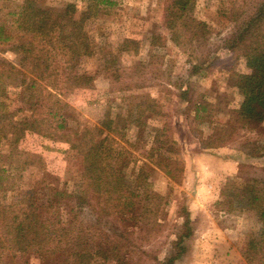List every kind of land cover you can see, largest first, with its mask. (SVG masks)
<instances>
[{"label": "trees", "instance_id": "obj_1", "mask_svg": "<svg viewBox=\"0 0 264 264\" xmlns=\"http://www.w3.org/2000/svg\"><path fill=\"white\" fill-rule=\"evenodd\" d=\"M164 1L163 27L174 45L187 50L195 40L207 41L210 27L194 16L196 0ZM228 2L224 14L234 24L233 32L217 54L220 50L233 52L243 61L245 72L236 74L243 100L233 112V121L227 126L216 124L208 138H201L204 150L225 147L238 129L252 132L264 123V0ZM102 5L115 4L90 0L88 8L79 11L73 3L55 10L43 0H0V194L6 200L13 192L7 181L14 179V173L44 164L41 156L20 149L28 133L66 143L80 161L73 191L62 188L65 183L56 182L44 171L43 179L17 203L0 199V264H32L31 256L40 264H136L140 251L150 257L139 245L143 239L138 240L135 230L144 222L152 226L165 198L154 191L147 167L152 166V172L154 168L163 171L172 180H178L182 172L179 159L171 157L178 150L170 146L166 129L153 128L156 144L162 143V137L167 139L163 147L152 150V161L137 170V159L124 141L128 127H117L109 113L95 126L70 128L71 122L78 123V113L69 103V95L88 90L95 82L96 76L85 69V61L95 56L86 24L99 16ZM150 41L152 47L166 46L158 31ZM119 50L137 53L139 42L126 39ZM10 53L16 61L7 58ZM116 59L104 61V69L111 70L119 82L123 75L116 68ZM197 69L193 66L192 71ZM124 82L125 90L144 88L138 81ZM186 84L170 85L182 90L179 98L187 102ZM152 102L137 104L132 126L144 129L146 119L162 115L158 102ZM165 144L169 157L162 152ZM248 157L261 159L262 169L253 176L229 180L217 205L227 204L229 212L238 208L258 215L261 227L249 239L243 256L248 264H264V150ZM240 170L245 171L243 166ZM87 210L88 220L82 219ZM184 213V231L173 241L172 254L163 260L155 258V264H176L187 253L191 217L188 211Z\"/></svg>", "mask_w": 264, "mask_h": 264}, {"label": "rangeland", "instance_id": "obj_2", "mask_svg": "<svg viewBox=\"0 0 264 264\" xmlns=\"http://www.w3.org/2000/svg\"><path fill=\"white\" fill-rule=\"evenodd\" d=\"M109 1L115 5H102L99 16L86 24L95 56L85 61V69L96 77L90 89L69 95L68 101L78 113V123L71 122L70 128L76 130L79 124L95 126L109 113L112 118L115 117L117 127L122 130L123 125L128 127L124 141L131 146L126 148L137 159V170L144 163H149L152 150L163 147L162 143L167 137L170 146L174 145L178 152L172 156L168 154L167 144L162 152L179 159L182 167L178 180L170 179L159 169L154 168L152 172V166L147 167L154 191L165 199L157 222L152 220V226L151 222H144L139 230H135L138 240L143 239L138 241L139 245L150 255L145 256L140 251L135 263L139 264L137 261L142 259V264L144 261L155 264V258L163 260L170 256L173 241L184 231L183 215L188 211L191 217V236L185 243L188 250L176 264H248L243 253L249 239L261 227L258 215L238 208L229 212L227 204L218 206L217 203L222 200L221 193L229 180L246 178L262 169L261 159L248 155L259 156L264 150V123L252 132L238 129L233 141L222 148L204 150L201 142L202 137L206 139L211 135V128L216 124L227 126L229 120L233 121V112L243 100L237 88L236 76L245 72L243 61L233 52L220 50L217 54L219 46L233 32L234 24L224 14L229 0H196L194 16L207 22L210 33L206 42L195 40L187 50L174 45L170 41V32L163 27L166 16L164 0ZM43 3L55 10L73 3L79 11H84L90 0H43ZM156 31L166 39L165 47H152L150 37ZM126 39L139 42L137 53L119 50ZM210 53L216 55L211 56ZM114 56H117L116 68H120L123 75L120 83L111 70L104 69V61H113ZM7 58L16 61L11 53ZM193 66L198 67L196 72L192 71ZM124 81H138L137 84L144 88L125 90L123 87L127 84ZM184 82L189 91L187 102L179 98L182 90L171 86ZM154 99L162 115L146 119L144 129L132 126L137 104L143 101L152 104ZM197 106L199 111L196 110ZM203 107L208 109L207 112L201 109ZM188 109L191 110L190 114L183 115ZM154 127L165 128L168 134L161 138L159 145L154 141ZM19 146L24 152L41 156L44 164L32 165L22 173H14V179L7 181L13 192H9L6 200L0 194L2 201L17 203L43 179L44 171L52 175L56 182L65 183L62 188L67 187L68 191L75 189L80 161L68 150L66 143L28 133ZM204 156H210L213 162L204 160ZM216 159L235 160L237 173L220 180L216 172L219 165L214 162ZM31 161L37 162L36 159ZM242 166L244 172L240 170ZM208 181L215 182L217 190L220 189L216 200H212ZM87 213L88 210L81 218L88 220ZM29 260L32 264H40L34 256Z\"/></svg>", "mask_w": 264, "mask_h": 264}, {"label": "crops", "instance_id": "obj_3", "mask_svg": "<svg viewBox=\"0 0 264 264\" xmlns=\"http://www.w3.org/2000/svg\"><path fill=\"white\" fill-rule=\"evenodd\" d=\"M210 156H204V160L208 159L210 161L213 162V160L211 158H209ZM214 162H218L217 164L219 165V171L216 170L218 178L223 179L224 177H230L233 176L237 173L238 168H237V163L235 160H220L218 161L217 159L214 160ZM204 171V170H203ZM209 187L212 190L211 191V196L213 197L212 200H216V198L218 199L217 193L220 192V189L217 190L218 186L217 184H215V182L211 181L209 182Z\"/></svg>", "mask_w": 264, "mask_h": 264}]
</instances>
